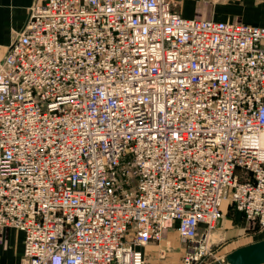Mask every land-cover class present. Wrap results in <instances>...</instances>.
Listing matches in <instances>:
<instances>
[{
  "label": "built area",
  "instance_id": "obj_1",
  "mask_svg": "<svg viewBox=\"0 0 264 264\" xmlns=\"http://www.w3.org/2000/svg\"><path fill=\"white\" fill-rule=\"evenodd\" d=\"M173 0H34L0 59V228L20 264L210 252L227 200L264 227V25Z\"/></svg>",
  "mask_w": 264,
  "mask_h": 264
},
{
  "label": "crops",
  "instance_id": "obj_2",
  "mask_svg": "<svg viewBox=\"0 0 264 264\" xmlns=\"http://www.w3.org/2000/svg\"><path fill=\"white\" fill-rule=\"evenodd\" d=\"M173 1L174 7L184 17H212L217 20H238L264 25V0H203L192 10L187 8L185 0ZM33 2L34 0H0V59L5 55L12 37L23 26ZM221 4L231 6V9L220 8ZM222 211V216L216 220L210 232L212 242L220 245L218 250L223 248L228 252L242 244L264 238V227L249 225L242 212L234 209L227 200L222 204ZM23 240V230L13 226L0 228V264H20ZM186 248L177 235L175 226L170 225L159 241H151L142 246L144 264H182Z\"/></svg>",
  "mask_w": 264,
  "mask_h": 264
},
{
  "label": "water",
  "instance_id": "obj_3",
  "mask_svg": "<svg viewBox=\"0 0 264 264\" xmlns=\"http://www.w3.org/2000/svg\"><path fill=\"white\" fill-rule=\"evenodd\" d=\"M264 238L242 244L210 264H263Z\"/></svg>",
  "mask_w": 264,
  "mask_h": 264
},
{
  "label": "rangeland",
  "instance_id": "obj_4",
  "mask_svg": "<svg viewBox=\"0 0 264 264\" xmlns=\"http://www.w3.org/2000/svg\"><path fill=\"white\" fill-rule=\"evenodd\" d=\"M202 1L203 0H185V5L187 6V8L189 10H192V8L196 6V4L201 3ZM219 7L222 8V9H226V8L231 9V6L222 5V4ZM212 240L213 239H212V237L210 235V242H211V244H210L211 245L210 246L211 247L210 252L205 254L203 256V259L200 262H196V264H203L204 262L205 263L207 262V264H210V263L216 261L217 259L222 258L225 255V253H227L226 249L221 248V249L218 250L220 245L213 243L214 241L212 242Z\"/></svg>",
  "mask_w": 264,
  "mask_h": 264
}]
</instances>
